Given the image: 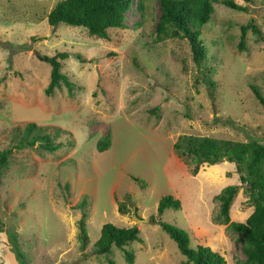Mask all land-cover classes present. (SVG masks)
Segmentation results:
<instances>
[{
    "label": "rangeland",
    "instance_id": "1",
    "mask_svg": "<svg viewBox=\"0 0 264 264\" xmlns=\"http://www.w3.org/2000/svg\"><path fill=\"white\" fill-rule=\"evenodd\" d=\"M57 1L0 0V150L15 145L29 122L48 125L61 143L52 152L37 142L9 155L0 176V264H19L11 234L26 264H129L115 245L107 255L94 252L107 222L137 225L142 240L124 246L134 252L132 264H180L184 256L153 216L186 231L190 247L209 246L226 264H243L241 235L215 218V195L240 183L235 164H202L192 174L173 144L181 134L264 141V103L250 88L264 98V0H234L245 11L213 2L201 27L200 66L187 39L157 38L159 0H135L125 27L110 28L109 40L83 27L49 25ZM251 19L261 33L249 29L241 48L240 26ZM34 51L69 53L61 71L73 82L71 93L61 83L45 94L50 64ZM107 133L110 146L99 151ZM165 195L181 206L158 216ZM133 207L150 221L136 223ZM252 210L240 188L230 220L244 222ZM83 213L89 241L81 250Z\"/></svg>",
    "mask_w": 264,
    "mask_h": 264
},
{
    "label": "trees",
    "instance_id": "2",
    "mask_svg": "<svg viewBox=\"0 0 264 264\" xmlns=\"http://www.w3.org/2000/svg\"><path fill=\"white\" fill-rule=\"evenodd\" d=\"M218 1L235 10L247 9L245 5L234 0H159L160 15L155 26L157 38L187 39L193 61L200 66L206 56V46L200 37L201 27L210 21L214 12L213 2ZM134 2L135 0H59L47 14V22L53 27L60 23L83 27L90 35L109 40L110 28L125 27L126 14L134 8ZM136 7L142 10L140 3ZM252 22L251 19L240 26L241 48L245 46L246 33L249 29L257 35L261 33ZM68 56L67 51H57L54 55L45 57V61L50 64V78L44 90L47 96L52 95L61 83L67 88L68 93H71L73 82L61 71V60ZM211 84L213 85V82ZM250 88L259 101L264 103V98L257 87L250 84ZM47 129L48 125L27 123L17 143L0 150V176L8 167V157L14 149L33 147L37 142L41 148L49 152L60 148L61 143H54ZM96 145L99 151L106 150L110 146V135L107 133ZM173 149L190 167L192 174H196L202 164L215 165L224 161L235 164L240 183L226 185L215 195L214 198L218 201L215 218L227 224L228 229L241 235L242 251L245 256L243 264H264V141L258 139L240 141L208 135L181 134L173 144ZM134 179L139 182V179ZM240 188L253 207L244 222L230 220L229 216L233 198ZM180 206V200L174 196H162L157 204V215L160 216L167 208L179 209ZM118 210L120 213L127 212L121 203L118 204ZM85 217L86 214L83 213L77 224L81 250H84L89 241ZM151 223L159 225L176 242L184 256L180 264H226L225 257L209 246L198 244L195 248L190 247L189 237L183 229L154 216L151 217ZM10 240L19 264H26L16 234H11ZM141 240L137 225L121 227L107 222L102 225L93 250L97 254L107 255L111 246L115 245L123 251L126 262L132 264L135 259L134 252L125 249L124 246L130 241ZM108 264L115 263L109 259Z\"/></svg>",
    "mask_w": 264,
    "mask_h": 264
},
{
    "label": "water",
    "instance_id": "3",
    "mask_svg": "<svg viewBox=\"0 0 264 264\" xmlns=\"http://www.w3.org/2000/svg\"><path fill=\"white\" fill-rule=\"evenodd\" d=\"M34 53L41 59H45L46 56H42L37 51H34ZM133 218L135 219L136 223H147L150 221V217H140L137 215L136 208L133 207Z\"/></svg>",
    "mask_w": 264,
    "mask_h": 264
}]
</instances>
